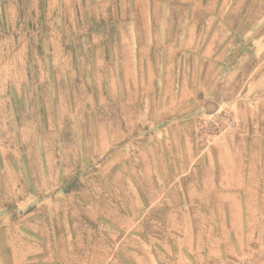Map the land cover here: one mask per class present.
Listing matches in <instances>:
<instances>
[{"label":"rangeland","instance_id":"1","mask_svg":"<svg viewBox=\"0 0 264 264\" xmlns=\"http://www.w3.org/2000/svg\"><path fill=\"white\" fill-rule=\"evenodd\" d=\"M254 16L264 24V0H0V264L36 229L93 228L77 200L110 186L131 203L116 208L133 216L117 229L152 233L151 245L164 229L141 215L184 213L207 236L233 201L246 214L256 201L264 218V190L203 188L234 184L230 166H264V129L217 111L249 83L228 72L252 66L240 35ZM173 136L187 158L160 157Z\"/></svg>","mask_w":264,"mask_h":264},{"label":"crops","instance_id":"2","mask_svg":"<svg viewBox=\"0 0 264 264\" xmlns=\"http://www.w3.org/2000/svg\"><path fill=\"white\" fill-rule=\"evenodd\" d=\"M245 36L248 37L252 48L250 53L253 59L252 66L244 71L236 70L235 72L232 70L228 72V76H241L249 83L245 87L244 93H236L234 103H220L221 105L217 106V111L223 107L230 109L232 117L236 123L242 125L241 127L256 125L257 135L259 133L257 127L264 129V24H256V16H254L251 25L243 29L240 37L244 38ZM188 139L184 141L185 144H189ZM163 140L164 143H173L174 149L172 152L168 151L167 154L165 152L160 157L176 158V160L188 157L187 153L181 151L177 146L180 141L176 136L172 137V141ZM166 146L169 147L168 144ZM175 166L180 168V163L170 166L173 169L170 171L171 173H176ZM188 171L189 169L187 171L179 169L177 174L185 175ZM165 172L164 169L161 175ZM222 173L237 175L236 182L234 184L222 183V186L211 184L203 187L204 190H264V166L249 170L244 166H230ZM246 174L256 176V183L246 182ZM251 179L249 177V180ZM112 188V186L107 189L103 188L97 194H93V202L84 198L77 200L80 208H94V216L85 214L77 216L83 224L93 223V228L88 226L82 230H73L74 228L68 225L64 231L52 229L39 232L36 229V234L30 237L31 240H36L29 246L14 247L11 263L3 261L1 264H212L213 256L216 257L217 264H244L245 260L250 264H264V249L256 248V223H258L259 229L260 224L264 223L263 216H260L259 211H256V201L248 205L247 214L245 206L242 207L235 201L230 203L226 212L229 222L220 218L217 227L218 233L208 234V236L202 231H196L195 227L191 229L192 222L189 216L184 213L174 211L156 221H152L149 216L141 215V222L144 220L156 222L159 227L164 229L159 234L158 243L151 245L150 242H145V239L150 238L152 233L144 232L141 233V236H136L132 232L123 233L117 229L114 223H132L133 216L125 212L124 216L117 218L116 208L130 206L131 203L126 202L124 195H120V198L114 196ZM161 190L163 189L161 188ZM140 201L141 207H150L155 204V200L144 202L143 199H140ZM262 203L259 202L260 207L263 206ZM66 222L69 223L67 220ZM98 222L103 226H99ZM104 226L108 228L107 231ZM53 228L55 227L53 226ZM207 238L213 241L206 242ZM207 246L208 249H205Z\"/></svg>","mask_w":264,"mask_h":264}]
</instances>
